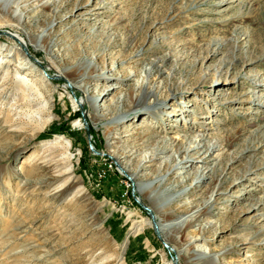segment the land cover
<instances>
[{
  "label": "rangeland",
  "instance_id": "rangeland-1",
  "mask_svg": "<svg viewBox=\"0 0 264 264\" xmlns=\"http://www.w3.org/2000/svg\"><path fill=\"white\" fill-rule=\"evenodd\" d=\"M218 1L19 0L20 24L0 6V264H190L192 252L200 255L192 264H264V0ZM14 33L30 41L28 52ZM210 42L221 47L206 57L200 51ZM18 47L33 67L20 68ZM82 59L114 76L133 74L108 95L113 80L84 79L89 95L103 96L100 118L69 86V69ZM155 61L161 68L148 75ZM144 81L164 114L141 107L108 126ZM197 126L220 149L205 164L193 155L195 167L169 181L181 195L169 211L202 207L211 193L214 202L165 243L153 203L109 154L130 155L135 168L155 141L186 147L181 131L191 137ZM200 165L210 175L196 185Z\"/></svg>",
  "mask_w": 264,
  "mask_h": 264
},
{
  "label": "bare ground",
  "instance_id": "bare-ground-1",
  "mask_svg": "<svg viewBox=\"0 0 264 264\" xmlns=\"http://www.w3.org/2000/svg\"><path fill=\"white\" fill-rule=\"evenodd\" d=\"M19 0H0V6L3 10L7 11L11 18H13L17 24H20L23 22V16L18 12V10L14 9L15 5L17 4ZM227 0H219L217 2V5H221L223 3H226ZM196 4V3H195ZM194 5H191L187 7V12H192L196 10L197 7ZM42 8L49 7V4L46 2H42L39 4ZM52 28V25L49 27V29ZM237 35V34H236ZM235 36L236 42L241 40L238 35ZM16 42L20 45L22 49L29 51L30 47V41H27L26 39L22 38L19 34L14 33L12 35ZM11 36V37H12ZM232 36V35H231ZM12 37V38H13ZM242 37V36H241ZM234 38V37H232ZM39 39V38H38ZM229 43V42H228ZM33 49L36 50L39 48V42L37 41L36 44H32ZM221 47V45L217 43V45L213 42H210L205 49H203L201 52L206 53V57H213L218 53V49ZM236 49V48H235ZM17 53H19L20 58L18 59V63L21 64L23 67H20L22 70L27 69L26 67H33V64L31 63L30 59L24 55L22 50L18 47ZM16 56V55H15ZM205 57V56H204ZM203 58V57H202ZM8 63V61H3L1 64ZM2 66V65H1ZM35 68V67H34ZM45 71L48 69L46 67H43ZM159 68H161V65L155 61L150 65V67L147 69V74L151 75L153 73H156L159 71ZM37 70V68H35ZM111 70V69H110ZM109 70H102L100 71L96 65H94L91 61H85L80 60L77 64H75L73 67L69 69V71H72L74 74L75 79L73 81H69V86L73 90H77L82 93V99L81 102H83L84 106L92 107L93 108V116L95 117H102L104 115L103 106L99 105V100L103 99V96L101 94L99 96L97 95H89V83H84V79H87L89 82L95 81V82H107L109 80H113V83L107 85L106 89L104 90V95L110 94L111 90H114L117 85L121 82H124L125 80H131L133 77V74L128 72L127 76L124 78L120 76H114L111 74L112 72ZM38 71V70H37ZM67 72V71H65ZM108 72V73H107ZM61 76L63 74L60 73ZM20 82L27 83L26 79L23 77L16 76ZM117 79V80H116ZM205 77H203V80ZM19 82V83H20ZM25 85V84H24ZM29 87V85H28ZM33 88V87H32ZM27 89V88H26ZM137 94L135 95L134 101L132 106L127 111H119L117 115L110 117L108 120V126L113 125L116 126L118 123L129 115L130 111H137L141 107H145L148 109V111L153 112V114L157 117H161L162 114H164V101L158 97L156 93H154V90L152 87H149V84L147 81H144L140 83V85L137 86ZM33 92V91H32ZM29 93V91H28ZM30 95V94H29ZM33 96V95H31ZM176 94H172L171 97L175 98ZM35 97V96H34ZM40 98V97H38ZM101 98V99H100ZM29 99V98H28ZM27 99V100H28ZM31 100V99H30ZM38 100V99H37ZM31 101H34L31 100ZM248 101L252 102V98L249 97V99H244L242 102ZM36 102V101H35ZM105 102V101H104ZM22 103V102H21ZM80 104V103H79ZM36 106V105H35ZM44 106V105H42ZM31 107V106H30ZM35 108V107H34ZM41 108V107H40ZM38 109L34 111V118L40 119L41 112H43V109ZM46 108V107H45ZM46 111V109H45ZM31 113V112H30ZM33 114V113H31ZM31 116V115H30ZM38 116V117H37ZM188 114L185 115V119ZM33 117V115H32ZM35 119V120H36ZM38 122V120H37ZM173 125H171L172 127ZM197 133L194 134V136L190 137V134L186 133L185 130H182L183 133L179 140L181 141L182 146L185 144L186 147L183 146V148H175V145H166L164 142H166L165 139H161L160 141H155L153 145L150 147L152 148L150 151L145 152L144 155L140 156L138 159L137 165L135 168H131L128 161L132 160L133 158L130 155H113L109 154V157L113 158L115 163L123 170V172L132 178L133 181L136 182V188L139 193H146V198L153 203L154 209L151 211V214L153 216V219L158 225L157 232L158 234L163 237V240L165 243L167 242L168 237L170 238L173 232H181L185 231L187 228L193 226L192 224L196 222L197 218L200 217V215L204 213H209L210 209L212 208V204L214 202V199L212 198L213 193H211V196L203 203L202 207L192 208V209H185L183 212H179L180 214H176L174 211H169L170 204H175L179 200V197L181 196L178 193H173V189L168 187L169 181L175 176V175H181L188 173V168H192L194 164L195 156L197 161H200L201 163H207L206 161L207 156H210L211 154H216L220 147L216 142L208 141L207 137L208 134L204 130V128H200V126H197ZM204 130V131H203ZM114 135V134H113ZM111 133L107 134V138L114 140L117 139L115 136H113ZM129 135V134H128ZM120 137V136H119ZM151 139V138H150ZM149 137L143 140V142L149 146ZM157 139V138H156ZM61 140V139H60ZM152 140V139H151ZM207 140V141H206ZM63 141V140H62ZM171 141V140H169ZM59 142V140H58ZM61 142V141H60ZM176 142V141H174ZM151 143V142H150ZM158 143H161L159 146ZM56 146V145H55ZM65 146L68 147V145L65 143ZM252 146V145H250ZM60 147V146H59ZM249 148V146H248ZM247 149V147L245 148ZM250 149V148H249ZM251 150V149H250ZM176 152L181 153L183 152L181 158H173V156L170 154V152ZM246 152V150H245ZM195 167V166H193ZM264 168V163L259 167V169ZM161 170H164V172L160 175ZM180 171V172H179ZM148 174L151 175V178L145 183L144 185H141L140 183L143 182L141 179L143 176ZM252 170H248L245 176L252 175ZM210 175V168H203V165L197 166L196 170L194 171V178L193 182L198 185V183H202L209 179ZM241 180V179H240ZM240 180H236L235 182H238ZM194 183V184H195ZM218 190L219 185H215L213 190ZM172 189V190H171ZM216 190V191H217ZM67 192V191H66ZM186 192V189H185ZM214 192V191H213ZM183 207V206H182ZM178 210V209H177ZM181 210V209H180ZM204 210V211H203ZM176 211V210H175ZM162 214V215H161ZM174 217V219L167 220L165 217ZM164 217V218H161ZM188 225L185 230L184 226ZM155 227V226H154ZM156 229V227H155ZM260 233V231L258 232ZM35 248V247H34ZM193 256L188 259V263L192 264L194 261L200 260V255L195 254L194 252L191 253Z\"/></svg>",
  "mask_w": 264,
  "mask_h": 264
}]
</instances>
